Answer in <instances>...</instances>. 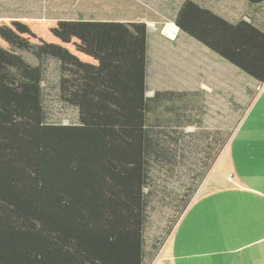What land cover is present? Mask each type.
<instances>
[{
    "label": "trees",
    "instance_id": "obj_1",
    "mask_svg": "<svg viewBox=\"0 0 264 264\" xmlns=\"http://www.w3.org/2000/svg\"><path fill=\"white\" fill-rule=\"evenodd\" d=\"M246 2L250 8L264 5V0ZM204 4L185 0L174 24L264 84V30L247 12L229 22ZM148 38L143 22L0 24V264L155 259L158 252L146 262L145 230L157 169L176 171L185 154L180 134L160 121L149 124L148 116L189 93L147 96ZM50 66L56 82L45 88ZM47 90L77 112L75 124L49 122ZM184 114L176 113L179 121ZM188 137L192 141L184 145L190 147L195 135ZM222 145L207 168L195 172L181 214Z\"/></svg>",
    "mask_w": 264,
    "mask_h": 264
},
{
    "label": "rangeland",
    "instance_id": "obj_2",
    "mask_svg": "<svg viewBox=\"0 0 264 264\" xmlns=\"http://www.w3.org/2000/svg\"><path fill=\"white\" fill-rule=\"evenodd\" d=\"M71 1L73 0H0L3 4L0 10L2 15L12 14L21 20L76 19L85 10L97 11V7L78 6ZM176 14L112 13L120 19L141 16L148 18L147 96L151 97L155 92L165 90L189 93L183 99L164 102L148 116L149 124L160 121L180 134L182 140L179 149L183 150L185 159L176 171L168 170L167 166L166 170L157 169V192L149 207L145 230L146 262L164 246L180 220L182 205L191 193L188 189L196 184L195 172L207 168L210 157L222 145L220 143H224L221 152L226 148L258 92V85L253 79L177 31L174 28ZM55 82L56 73L54 67L50 66L44 86H55ZM47 94L49 122L75 124L77 112L58 104L53 90H47ZM184 112V117L182 115V120L179 121L176 113ZM191 134L195 135L194 144L188 147L184 142L192 141L188 137Z\"/></svg>",
    "mask_w": 264,
    "mask_h": 264
},
{
    "label": "crops",
    "instance_id": "obj_3",
    "mask_svg": "<svg viewBox=\"0 0 264 264\" xmlns=\"http://www.w3.org/2000/svg\"><path fill=\"white\" fill-rule=\"evenodd\" d=\"M71 2L97 7V11L89 9L76 19L52 21L147 25L148 18L120 19L112 13H177L185 0ZM204 6L229 22L238 21L247 12L264 30V5L250 8L246 0H205ZM2 14L0 10V24L21 20L12 14ZM256 83L258 92L254 101L151 264H264V84Z\"/></svg>",
    "mask_w": 264,
    "mask_h": 264
},
{
    "label": "water",
    "instance_id": "obj_4",
    "mask_svg": "<svg viewBox=\"0 0 264 264\" xmlns=\"http://www.w3.org/2000/svg\"><path fill=\"white\" fill-rule=\"evenodd\" d=\"M174 26L177 28V30L180 32L179 28L174 24ZM182 34H184L183 32H181ZM186 35V34H185ZM189 37V36H188ZM190 38V37H189ZM192 39V38H191ZM204 47V46H203ZM221 58V57H220ZM222 59V58H221ZM224 60V59H223ZM225 61V60H224ZM227 62V61H226ZM228 63V62H227ZM230 64V63H229ZM231 65V64H230ZM233 66V65H232ZM234 67V66H233ZM236 68V67H234ZM237 69V68H236ZM240 71V70H239ZM244 74V73H243ZM246 75V74H245ZM249 77V76H248ZM252 79V78H251ZM260 84V83H259Z\"/></svg>",
    "mask_w": 264,
    "mask_h": 264
},
{
    "label": "bare ground",
    "instance_id": "obj_5",
    "mask_svg": "<svg viewBox=\"0 0 264 264\" xmlns=\"http://www.w3.org/2000/svg\"><path fill=\"white\" fill-rule=\"evenodd\" d=\"M174 28L177 30V28H176L175 26H174ZM168 29H169V28H168ZM177 31H178V30H177ZM169 34H170V35H172V33H171V32H170ZM172 37H173V36H172ZM173 38H174V37H173Z\"/></svg>",
    "mask_w": 264,
    "mask_h": 264
}]
</instances>
